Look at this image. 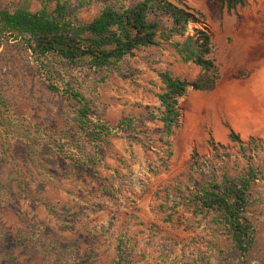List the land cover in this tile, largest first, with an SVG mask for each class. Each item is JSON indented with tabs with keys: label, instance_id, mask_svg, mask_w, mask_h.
I'll list each match as a JSON object with an SVG mask.
<instances>
[{
	"label": "rangeland",
	"instance_id": "374dc122",
	"mask_svg": "<svg viewBox=\"0 0 264 264\" xmlns=\"http://www.w3.org/2000/svg\"><path fill=\"white\" fill-rule=\"evenodd\" d=\"M57 2L71 22L87 24L106 6L131 0H0V12L20 5L52 12ZM182 3L202 16L189 31L211 33L220 79L178 100L180 123L170 139L149 120L159 108V74L193 82L200 73L172 46L141 49L94 73L37 58L28 36L0 39V264H115L119 245L128 264H264V179L252 186L254 241L245 260L218 215L195 213L186 201L203 181L190 171L193 153L215 162L210 140L223 146L231 176L249 164L264 175V150L248 160L228 139L232 130L245 145L264 143V0L233 10L220 0ZM68 88L82 92L90 118L110 130L97 147L74 122ZM127 120L132 128L121 130ZM66 157L85 166L73 168Z\"/></svg>",
	"mask_w": 264,
	"mask_h": 264
},
{
	"label": "trees",
	"instance_id": "16d2710c",
	"mask_svg": "<svg viewBox=\"0 0 264 264\" xmlns=\"http://www.w3.org/2000/svg\"><path fill=\"white\" fill-rule=\"evenodd\" d=\"M248 1L220 0L228 10L244 7ZM200 18L201 14L191 11L182 0H131L127 6L118 9L106 6L87 24L71 22L66 5L60 2L52 12L45 8L30 12L25 5H20L12 12H0V39L6 37L16 41L28 36L30 49L37 58L53 56L62 67L85 66L94 73L117 68L125 58L135 56L141 49L163 44L172 46L184 63L196 65L200 73L193 82L174 78L168 71L159 74L163 85L157 95L159 108L157 113H150L149 120L160 122L164 135L170 139L180 123L178 100L188 89L211 90L220 79L211 33L205 27H194L192 32L189 31L190 25L202 24ZM49 88L57 91L53 85ZM63 93L77 105L74 122L78 130L97 147L110 135V130L90 118V101L82 92L68 88ZM119 127L128 130L132 123L127 120ZM228 139L240 146L241 156L248 160L264 150L262 142L252 140L243 144L232 130H229ZM165 144L170 146L169 141ZM209 146L215 162L204 161L196 152L191 158L190 171L199 174L203 181L194 185L186 199L187 206L195 213L218 215V221L231 235L235 248L245 260L254 241V229L247 217L252 186L264 179L263 170L249 164L242 174L231 176L219 154L223 146L211 140ZM66 158L73 168L85 166L79 159ZM117 251L115 264H128L125 245H119Z\"/></svg>",
	"mask_w": 264,
	"mask_h": 264
}]
</instances>
